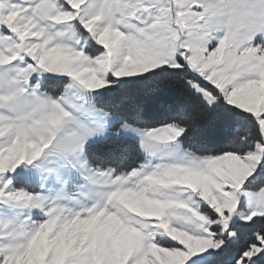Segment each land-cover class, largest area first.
<instances>
[{
  "label": "snow or ice",
  "instance_id": "snow-or-ice-1",
  "mask_svg": "<svg viewBox=\"0 0 264 264\" xmlns=\"http://www.w3.org/2000/svg\"><path fill=\"white\" fill-rule=\"evenodd\" d=\"M0 264H264V0H0Z\"/></svg>",
  "mask_w": 264,
  "mask_h": 264
}]
</instances>
